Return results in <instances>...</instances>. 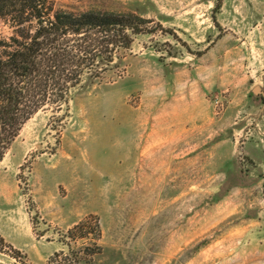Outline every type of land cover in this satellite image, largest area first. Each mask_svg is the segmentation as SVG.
I'll list each match as a JSON object with an SVG mask.
<instances>
[{"label":"rangeland","instance_id":"374dc122","mask_svg":"<svg viewBox=\"0 0 264 264\" xmlns=\"http://www.w3.org/2000/svg\"><path fill=\"white\" fill-rule=\"evenodd\" d=\"M54 4L152 32L9 145L0 264H264V0ZM91 217L99 250L61 243Z\"/></svg>","mask_w":264,"mask_h":264},{"label":"trees","instance_id":"16d2710c","mask_svg":"<svg viewBox=\"0 0 264 264\" xmlns=\"http://www.w3.org/2000/svg\"><path fill=\"white\" fill-rule=\"evenodd\" d=\"M0 23L10 30L0 37V162L33 115L67 110L74 91L118 69L133 37L152 32L149 20L132 13H72L56 9L54 0H0ZM100 238L91 217L61 243L92 240L99 250Z\"/></svg>","mask_w":264,"mask_h":264},{"label":"water","instance_id":"95a60500","mask_svg":"<svg viewBox=\"0 0 264 264\" xmlns=\"http://www.w3.org/2000/svg\"><path fill=\"white\" fill-rule=\"evenodd\" d=\"M259 92V88H255L254 90H253V93L255 94V93H258Z\"/></svg>","mask_w":264,"mask_h":264}]
</instances>
